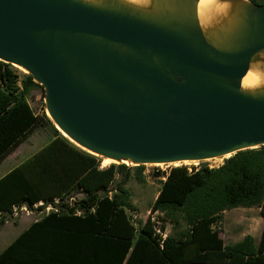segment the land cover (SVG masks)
Returning <instances> with one entry per match:
<instances>
[{
    "label": "water",
    "instance_id": "obj_1",
    "mask_svg": "<svg viewBox=\"0 0 264 264\" xmlns=\"http://www.w3.org/2000/svg\"><path fill=\"white\" fill-rule=\"evenodd\" d=\"M0 0V60L44 88L78 147L127 165L201 161L264 145V4Z\"/></svg>",
    "mask_w": 264,
    "mask_h": 264
},
{
    "label": "trees",
    "instance_id": "obj_2",
    "mask_svg": "<svg viewBox=\"0 0 264 264\" xmlns=\"http://www.w3.org/2000/svg\"><path fill=\"white\" fill-rule=\"evenodd\" d=\"M17 70L0 60V161L40 125L51 124L27 99L40 84ZM53 136L0 177V213L14 205H46L70 193L81 197L31 222L0 251V264H264V224L258 240L246 234L232 244L213 226L224 210L235 207L258 206L264 217V145L237 151L217 167H170L150 210L184 227L161 238L149 216L135 223L128 214L135 209L125 186L128 165L99 168V156L54 126ZM144 166H133L139 182ZM116 174L123 178L110 189Z\"/></svg>",
    "mask_w": 264,
    "mask_h": 264
},
{
    "label": "rangeland",
    "instance_id": "obj_3",
    "mask_svg": "<svg viewBox=\"0 0 264 264\" xmlns=\"http://www.w3.org/2000/svg\"><path fill=\"white\" fill-rule=\"evenodd\" d=\"M259 1L264 2V0ZM15 67L18 69L17 71L26 73L22 68L18 66ZM27 99L35 113L42 114L44 112L47 115L44 104V88L41 85L32 87L27 95ZM51 124H53L52 121ZM51 124L47 122L46 124L40 125L35 129L26 142L19 145L13 153L5 158L0 165V175L4 174L3 172H5L8 167L19 164L24 159L32 155L37 148L45 145L53 137L54 124L53 126ZM59 133L63 135L60 131ZM227 157L228 156H222L201 161H187L168 164H145L143 170V182H139L134 178V165L129 164L128 167L130 176L126 181L125 186L130 192V200L135 207L134 210H128L129 216L135 223L144 221L149 216L151 204L156 198L160 188V180L165 179L166 173L170 167L179 165H185L189 168H198L202 165L217 167L221 165ZM103 159L104 158L100 157L99 168H104L110 163L118 164L116 161H110L109 163L103 165ZM157 172L160 173V176H155ZM122 178L123 174H116L114 181L110 185V189H112ZM44 213V209H28V211H19L16 216L2 214L0 216V251L23 230L24 226H28ZM161 221V225H163L166 235L170 233L175 234L184 227L183 224L180 226H174L167 218H163ZM263 224L264 217L261 215L260 208L258 206H252L235 207L224 210L219 218V222L214 223L213 226L218 229L219 236L223 239L225 244H232L241 240L246 234H251L256 238V240H258Z\"/></svg>",
    "mask_w": 264,
    "mask_h": 264
},
{
    "label": "built area",
    "instance_id": "obj_4",
    "mask_svg": "<svg viewBox=\"0 0 264 264\" xmlns=\"http://www.w3.org/2000/svg\"><path fill=\"white\" fill-rule=\"evenodd\" d=\"M81 197V193H70L68 195H66L64 198L61 197H55L53 199L52 203H48L45 205V203L43 201H38L36 203H34L31 208H28L25 204L22 205H14L11 209V212H9L8 214L11 216H16L18 214L19 211H28V209H39V207L44 206V210L47 213L50 210H56L58 205H62V204H67L68 206H72L74 205V203L76 201H78ZM3 213H0V216ZM163 216V213L159 210H155V211H150L149 213V218L150 220L153 222L154 224V229L157 233L160 234L161 238H164L166 236L165 231H161L160 230V225H161V217Z\"/></svg>",
    "mask_w": 264,
    "mask_h": 264
},
{
    "label": "bare ground",
    "instance_id": "obj_5",
    "mask_svg": "<svg viewBox=\"0 0 264 264\" xmlns=\"http://www.w3.org/2000/svg\"><path fill=\"white\" fill-rule=\"evenodd\" d=\"M135 3H142L144 0H130ZM215 0H199L198 3V12L202 19V21H207L209 19L210 13L215 9L214 8V2ZM254 68H251L247 74L242 79V86L244 87H254L256 85H259L264 80V74L260 72L258 69L255 68V66H252ZM229 154L225 155L228 156ZM110 161H113L109 158L103 159V165L109 163ZM187 162V161H183ZM177 163V162H174Z\"/></svg>",
    "mask_w": 264,
    "mask_h": 264
},
{
    "label": "crops",
    "instance_id": "obj_6",
    "mask_svg": "<svg viewBox=\"0 0 264 264\" xmlns=\"http://www.w3.org/2000/svg\"><path fill=\"white\" fill-rule=\"evenodd\" d=\"M29 105H30V104H29ZM34 131H35V130H34ZM34 131H33V132H34ZM33 132H32V133H33ZM32 133H31L28 137H26L22 142H20V143H19V144L13 149V150H11V152H10L9 154H7V155H6V156L0 161V165L2 164V162L4 161V159L7 158L11 153H13L14 150H15L19 145H21L22 143L26 142V141L29 139V137L32 135ZM53 138H54V136H53L51 139H53ZM51 139H50V140H51ZM50 140H49V141H50ZM49 141H48V142H49ZM40 148H41V147H40ZM40 148H37L33 153H35V152H36L38 149H40ZM16 165H18V164H16ZM16 165H14V166H16ZM14 166H12V167H8L7 170H5V172H3V173H4V174L7 173V172H8L9 170H11ZM4 174H1L0 177H2ZM20 222H21V221H20ZM26 227H27V226H24L23 230H24ZM23 230H22V231H23ZM22 231H21V232H22ZM21 232H20V233H21ZM20 233H19V234H20ZM19 234H18V235H19ZM18 235H17V236H18ZM193 264H200V263H193Z\"/></svg>",
    "mask_w": 264,
    "mask_h": 264
}]
</instances>
